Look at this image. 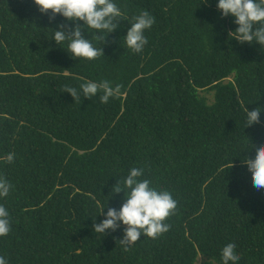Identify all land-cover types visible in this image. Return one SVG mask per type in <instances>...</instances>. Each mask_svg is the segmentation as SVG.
I'll return each instance as SVG.
<instances>
[{
	"label": "trees",
	"instance_id": "16d2710c",
	"mask_svg": "<svg viewBox=\"0 0 264 264\" xmlns=\"http://www.w3.org/2000/svg\"><path fill=\"white\" fill-rule=\"evenodd\" d=\"M116 3L124 16L103 42L82 29L102 48L85 61L51 40L57 26L70 34L82 22L0 0V176L13 185L0 200L11 220L0 255L8 264H221L234 241L236 264H264V189L243 163L264 145V111L245 126V109L264 110V48L230 40L236 25L216 0ZM141 11L154 23L136 54L122 38ZM101 79L121 86L107 103L63 93ZM132 167L177 207L167 232L124 251L123 228L102 235L93 224L119 209L124 193L111 188Z\"/></svg>",
	"mask_w": 264,
	"mask_h": 264
},
{
	"label": "clouds",
	"instance_id": "9594fccd",
	"mask_svg": "<svg viewBox=\"0 0 264 264\" xmlns=\"http://www.w3.org/2000/svg\"><path fill=\"white\" fill-rule=\"evenodd\" d=\"M33 3L42 14L48 13L50 19L59 15L66 22H82L79 25L73 24L70 34H66L63 26L51 30V40L56 45L66 43V53H70V57L75 60L93 61L102 56V48L93 46L89 38L86 39L82 35V29L86 32L94 30L97 33L96 39L103 42L105 37L118 27L120 18L124 16L116 0H33ZM216 9L221 17H231L236 25L234 31L228 32L230 40L241 44L256 43L264 48V0H216ZM153 23L154 18L147 11L133 15L122 38L126 48L132 53H141L148 43L145 31L150 29ZM120 92L119 84L113 85L106 79L82 80L78 88L67 86L63 89V93H67L73 100H81V97L96 98L99 93L98 99L101 103H107ZM262 111L264 110L259 107L250 111L245 109V126L257 122ZM14 156V153L9 152L2 160L5 164H11ZM243 163L252 174L253 185L264 189V145L256 146L254 157L245 158ZM143 174V168L132 167L122 180H116L111 192L124 193L122 204L119 209L108 208L104 212V218L93 224V232L102 235L106 230L114 232L123 228L119 242L124 251L128 250L129 245L140 240L141 236L155 239L167 232L170 225L165 221L174 214L177 207V201L168 190L152 186L149 179L141 178ZM12 187L5 177L0 176V200L9 196ZM104 208L105 203L100 205L99 213ZM10 230V213L0 204V237L7 236ZM236 247L234 241H229L222 247L221 264H236L240 260ZM0 264H8V260L2 255Z\"/></svg>",
	"mask_w": 264,
	"mask_h": 264
}]
</instances>
